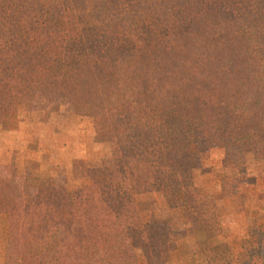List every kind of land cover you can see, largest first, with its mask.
Wrapping results in <instances>:
<instances>
[{"label": "trees", "instance_id": "1", "mask_svg": "<svg viewBox=\"0 0 264 264\" xmlns=\"http://www.w3.org/2000/svg\"><path fill=\"white\" fill-rule=\"evenodd\" d=\"M263 73L264 0H0V123L9 98L46 114L101 96L114 145L112 174L72 205L35 196L15 207L35 218L7 264H32L36 252L39 264H134L142 243L123 180L132 196L160 187L170 210L209 217L187 185L201 163L194 145L202 127L224 146L264 142L253 101ZM144 229L150 264L167 263L172 219Z\"/></svg>", "mask_w": 264, "mask_h": 264}, {"label": "rangeland", "instance_id": "2", "mask_svg": "<svg viewBox=\"0 0 264 264\" xmlns=\"http://www.w3.org/2000/svg\"><path fill=\"white\" fill-rule=\"evenodd\" d=\"M253 101L264 122V73ZM85 102L42 114L26 97L8 99L12 114L0 123V264L16 261L22 225L35 218V210L14 212L17 205L35 196H60L72 205L75 192L93 177L112 174L114 145L102 98ZM194 150L201 163L187 185L199 190V205L211 208L209 217L170 210L171 195L160 187L132 196L123 180L125 198L134 201L131 225L142 243L134 264L152 260L145 225L166 218L175 230L167 239L171 252L165 264H264V142L244 137L224 146L213 128L202 127ZM40 255L36 252L32 264L40 263Z\"/></svg>", "mask_w": 264, "mask_h": 264}]
</instances>
